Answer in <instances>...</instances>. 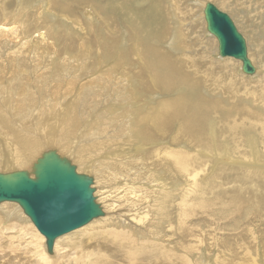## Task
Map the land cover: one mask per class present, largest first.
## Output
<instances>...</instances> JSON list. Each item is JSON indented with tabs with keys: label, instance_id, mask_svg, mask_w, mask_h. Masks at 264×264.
Listing matches in <instances>:
<instances>
[{
	"label": "bare ground",
	"instance_id": "obj_1",
	"mask_svg": "<svg viewBox=\"0 0 264 264\" xmlns=\"http://www.w3.org/2000/svg\"><path fill=\"white\" fill-rule=\"evenodd\" d=\"M219 1L223 7L229 4L227 0ZM84 4H93L98 7L94 0H52L48 5L49 12L54 10L58 17L67 16L73 19L75 25L80 26L81 22L73 14L72 6L78 7ZM31 5L33 2L28 5V9ZM102 10L104 13V9ZM93 13H91L92 17H99L101 23L105 26L109 25L110 19L107 20L96 12ZM22 19L25 21V17L16 15L12 23H0V120L9 133L5 141L0 139V171H3L4 169L1 168L9 164L15 168L26 164L25 166L29 167L25 168L31 169L35 162L33 159L41 155L43 147L44 151L55 149L61 155L64 150L66 155L72 158L76 149L70 144L75 145L77 140L78 146H82V142L91 144L97 142L101 146L104 140L100 139L103 135H100V138L97 135L102 128L99 129L96 125L105 127L103 120L106 118L102 119L103 116L100 113L108 111H113L112 117L119 120L121 126L118 129L123 133L127 130L131 133L141 131V135L145 133L148 140L153 137L168 138L171 128L178 124V131L171 138V146L189 142L194 149L196 148V152L161 146L147 149L137 144L139 147L135 149L133 146L127 150V147L125 151L122 149V151L119 150L120 152L116 151L113 156L106 154L103 161L101 160L103 157L95 158V163L91 160L80 159V164L76 165L75 158L72 159L79 173L83 168H93V172L95 168L104 169L105 165L109 164L106 159L119 163L120 167H126L129 178L125 176L127 181L123 188L129 199H125L124 205L103 204L99 194L103 196L104 192L99 189L104 188H100L105 184L103 176L104 179H108V174L106 178L105 173L102 177L97 173V177H94V181L97 180V183H94L97 192H95L97 194L95 197L97 201H100L98 203L104 212L107 206L115 214L106 216L107 211L104 218L97 221L98 224L94 227L90 223L82 229L59 238L55 243L54 257L47 256L43 244L44 237L41 234L42 238L39 237V233L38 236L36 235V231H33L30 225L20 224L19 221L29 219L24 213L22 214L20 206L9 202L1 204L0 225L5 217L11 221L7 227L0 230V264H194L191 255L203 246L210 253L216 252L214 264H250L252 259H258L261 251L264 259L263 229L261 232L256 230L251 216L244 219L245 212L242 210L244 206L250 205L249 213L256 210L264 212V189L259 186L264 179V171L260 173L259 170H254L252 163H249L255 159L252 152L256 153L258 146H261L260 151H264V108L261 111L257 102L258 99H264V66L257 83L239 80L240 84H233L230 73L221 75L213 73L215 69L225 70L233 64L231 61L220 63L213 62V59L208 64L206 61H198L199 63L195 66L193 60L184 61L182 58H175L167 51L145 43L146 34L136 33L137 39L143 42L141 41L139 45L136 41L129 53L126 55L123 53L122 56L126 59L125 62L131 66L133 64L136 74L129 76V80L124 82L118 74L114 73L113 69L95 70L96 66L91 67L92 63L87 65V60H90L91 56L85 52L82 53V58L71 57L72 52L68 53V50L66 56H56L55 42L52 45L48 35L44 33L42 36L34 37L26 36V32H22ZM49 22L45 24L46 29H44L47 34H50L53 29L48 27ZM89 29L92 30L91 27ZM73 31H68V35H71L70 46H75L82 35L78 28ZM164 36L165 33H162L160 38L163 39ZM23 38L26 40L24 43ZM86 41V46H90ZM10 46L13 47L11 53L6 49ZM58 47H56L57 50L60 49ZM78 51L75 52L78 53ZM6 53L9 55L3 58ZM26 53H33V55L28 59ZM79 61L83 64L76 65ZM5 63L9 64L11 71ZM190 67L192 71L195 70V74L198 69H204L207 78L199 79L194 74L195 78L190 76L188 74L192 72L189 71ZM256 69L257 75L261 70L257 67ZM203 85L219 88L220 91H229L228 93H231L230 103L216 99L206 100L202 96ZM114 86L119 88L115 90L112 88ZM32 87L35 91H32ZM179 88H183L182 92L186 94L152 102V99H156L154 92L172 95L178 92ZM245 89L254 91V97L244 99L245 95L241 92ZM217 91L218 89H215V92ZM70 95L73 100L68 104L66 97L69 98ZM143 96L150 97L149 101L147 99L145 101ZM102 101L111 102V104L99 108L100 103L96 102ZM19 113H25L27 118L22 119L18 116ZM89 114V118H86ZM80 121H84L86 126L92 128V135L86 134L87 129L84 125L82 131L77 132V138L71 139L69 135L75 134L72 128ZM104 127L101 131L106 134L109 127ZM209 131L212 134L211 140L207 137ZM54 133L66 134L67 141L65 140L64 149L59 148L63 146L61 142L64 139L62 140L61 137L52 139ZM111 133L110 130L108 137L114 135ZM115 137L113 136V139ZM221 142L230 150L223 153L224 159L218 158L219 162L215 164L208 177L207 171L214 161L207 159L203 152L208 154L212 147L217 148L218 145L220 147ZM45 143L48 144L44 145ZM140 148H142L141 151H139ZM200 149L201 154L198 156L197 152ZM36 153L37 156H35ZM218 153L215 149L214 155H208L215 157V155H220ZM137 154L147 157L146 161L153 163L155 171L138 172L137 167L144 165L145 158L137 156L134 159L132 156ZM237 156V160H241L239 163H235L232 159ZM260 159L257 156L256 162L259 163ZM14 171H19V169H12V171L8 169L5 172ZM138 178H144L147 181V184H144L145 187L141 183L139 186L138 183H134V180ZM175 178L178 182L173 183ZM254 191L259 196L257 202L253 196ZM256 217L258 216L254 215L253 219L256 220ZM40 240L43 245L36 248ZM258 244L261 245L258 246ZM209 254L206 255L209 256ZM201 255L205 256V254ZM197 264H202V262L198 261Z\"/></svg>",
	"mask_w": 264,
	"mask_h": 264
},
{
	"label": "rangeland",
	"instance_id": "obj_2",
	"mask_svg": "<svg viewBox=\"0 0 264 264\" xmlns=\"http://www.w3.org/2000/svg\"><path fill=\"white\" fill-rule=\"evenodd\" d=\"M51 1L52 0H32V1H29V0H0V23L10 24V23H12V19L14 18V16L21 15L22 17H25V21L22 19L23 20L22 32L23 33L26 32V36H34V37L42 36L44 33L46 35H48L49 40L52 42V45L55 42L54 43L55 44V52L54 53L56 54V56H60V57L66 56L68 53L72 52L70 55L71 57L73 56V57H77V58L78 57L82 58V55L85 52L91 56V59L87 60V65L92 63L91 67L96 66L95 70H99V69L112 70L113 69L114 73L118 74V76H120L121 80L124 82H127V80H129V76L136 74L135 73L136 70L133 67V64L131 66V64H128L127 62H125L126 59L124 57L122 58L123 53H124V55H126V53H129V51L134 46L136 41L140 45L142 40L137 39L136 33H138L140 35H143V33H144L147 35V36L145 35V39H144L145 43H150L152 46H155V47L159 48L160 50L167 51L171 55L175 56V58H178V59L182 58L184 61H187V60L192 61L193 60L195 66L199 62H205V61H206V64H208L211 61H213V59H214L213 62H220V63H224L225 61H228V60L231 61L233 64L231 63L232 65L225 68V70L215 69V72H213V73H215V74L217 73V75H221L223 73H230L231 77H232V83L233 84H240L239 80L245 81V82H247V80H249V82H247V83H251V81H253V83H257L259 81L258 78H259L260 74L263 73L262 70H263V66H264V53H263L264 52V0H257V2H255L256 0H232V1L227 0V2L229 1V4H227V7H223L219 0H211V1L210 0H124V1L123 0H100V1L94 0L97 3L98 7L94 6L93 4H84L85 6L79 5L78 7L72 6V10L74 12L73 14L75 16H77L79 18V21L81 22L80 26L75 25L73 19H69L67 16L58 17L57 15H55L57 13H55L54 10L53 11L51 10L49 12V5L48 4ZM31 2H33V5L30 6V9H28V5ZM207 3H212V4L216 5V7L218 9H220L224 13L228 14L232 18L234 23L236 24L238 30L241 31V34L246 39L248 51H249V56H250L252 63L255 64V66L261 70L254 77H249V76H247L241 72V65L242 64L240 61L235 60L233 58H221L218 56V49H217L218 48V42L213 36H211L207 32L206 23H205V19H204V15H203V10H204L205 5ZM113 4H115V5L113 6ZM158 4L160 5V7ZM255 4H258V5H255ZM101 6H102V8H100ZM111 6H112V8H111ZM256 7H258V8H256ZM160 8H162V9H160ZM102 9H104L105 14L103 13ZM190 9L192 11H190ZM109 10H111V11H109ZM169 10L171 13L169 12ZM40 12L42 14H39ZM93 12L94 13L96 12L98 15L106 18L107 20L110 19L111 21H109L110 22L109 25L105 26L103 23H101V20L99 19V17H95V16L92 17L91 13H93ZM100 13H102V14H100ZM163 13H164V15H163ZM178 13H180L179 16H178ZM238 13H240V15ZM132 15H133V17H132ZM240 17H242V20H240ZM259 18L262 20H260ZM254 20H255V22H254ZM48 21H50L48 27L51 29L53 28L52 31L50 32V34H47L44 30V29H46L45 24ZM154 22H155V24H154ZM149 25H151L152 27ZM198 25H199V27H198ZM113 26H114V29H113ZM240 26H242V27H240ZM243 26L244 27L246 26L247 28L246 27L244 28ZM86 27H87V30H86ZM90 27L92 28V30L89 29ZM75 28H78L81 31L80 33L82 35H80L81 40L79 39V41L77 42V44H75V46L71 45V46H74V48H71V46H70L71 42L69 43V38H71V35H68V31H73V29H75ZM111 29H112V31H111ZM155 29L158 33L155 31ZM176 29H178V30L176 31ZM107 31H108V33H107ZM73 32L76 33L75 31H73ZM129 32H131V33H129ZM182 32H184V33L182 34ZM162 33H165V36L163 39L160 38V35ZM156 34H158V35H156ZM200 34H202V35H200ZM6 35L8 36L10 34H6ZM85 35H86V37H85ZM172 35H173V37H172ZM183 36H185V37H183ZM187 38H188V40H187ZM133 39H134V41H133ZM22 41L24 43L26 41L25 38H23ZM85 41L87 42V45L89 43L90 46H86ZM111 42H113V43H111ZM177 42H179L181 44H179ZM47 43L50 45V43L48 41H47ZM176 45L177 46L179 45V46L176 47ZM199 45H200V47H199ZM204 45L206 47H204ZM56 47H58L60 49L57 50ZM11 48H13V47L12 46L7 47L6 48L7 52L11 53V51H13ZM186 48L188 51L186 50ZM195 48H196V50H195ZM38 49H40V48H38ZM74 49H75V51L79 50L78 53L75 52ZM67 50H68V53H67ZM202 52L204 53L205 56L203 55ZM33 53H26V55H28V59L31 58ZM8 55H9V53H6L5 55H3V58H6ZM196 56H197V58H196ZM189 57H190V59H189ZM191 57H193V58H191ZM119 58H120V61H119ZM82 64L83 63L81 61L76 62V65H82ZM6 65H7L8 70L11 71L9 64H6ZM234 69L236 70V72ZM190 70L192 71V67H190L189 71ZM194 72H195V70H193L192 72H189L188 74L194 78H195V76L199 79L203 78V77L207 78V75H206L207 73L202 68L198 69V72L196 71L197 72L196 74ZM78 74H80V73H78ZM78 74H76V75H78ZM75 78L79 79V77H75ZM204 87H205V89H204ZM112 88L117 90L119 87L114 86ZM182 89L183 88L177 89L178 92H175L172 95H164V94L159 93V92H154V94H155L154 97L156 99H152V102H157L161 99H171V98L177 97L178 95H185L186 92H182ZM215 89H218V91L215 92ZM212 90H214V91L212 92ZM32 91H35L34 87H32ZM228 92L229 91H226V90L220 91L219 88L209 87V85H203L202 86V96L205 97V99L208 101L216 99L219 101H223L225 103H230L231 93H228ZM226 93H228V94H226ZM241 93H243L245 95V96H243L244 99H249V97H254L253 96L254 91H246V89H245ZM148 96H143L142 98L145 99V101H146V99H147V101H149L150 97H148ZM72 100H73V98L71 95L69 96V98L66 97V101L68 102V104H70V102ZM257 102L259 103V108L262 111L264 108V99H261V100L258 99ZM96 103L97 104L100 103V105H98L99 108H103V107L109 106V104H111V102H105V101L96 102ZM107 113H109L110 116ZM112 113H113V111L100 113L103 116L102 119H104V117L106 118L103 120V122L105 121V127H104V125L102 127H99L96 125V127L99 129L100 128L103 129V127L104 128L109 127L108 132L106 134L102 133L103 131H101L102 130L101 129L99 132L100 134L98 133V135H97L98 138L101 137L100 135H103V137H101L100 140H102V141L104 140L105 142L103 141L102 142L103 144L101 146H99V144L97 142H95L93 144H91L90 142L89 143L82 142L81 143L82 146H78V140H77L76 141L77 144L76 143H75V145L70 144L73 148L76 149L75 150L76 152L73 155V157L71 158L68 155H66L67 153L64 150L62 151V155L69 158L72 162H74L73 160L75 158L74 163L76 165H79L80 159L91 160V161H94L93 163H95V158L103 157V158H101V160L103 161L105 158L104 156L106 154L113 156V154H115L116 151L117 152H120L122 150L125 151L127 149V147H128L127 150H129V149L133 148V146H134L133 149H135V148H138L140 146V144H141V147H145L147 149H149V147L157 148V147L161 146V147H171L175 150L176 149H182V150L186 149L187 151L192 150L191 151L192 153L196 152V148L194 149V147L191 144H189V142H181V143L175 144L174 146H171V144H170L171 138H172V136H174L177 133L178 124L174 125L173 128H171L170 133L168 135V138L162 139V138H154L153 137V139L148 140V139H146V138H148V136H146L145 133L144 134L142 133V135H143L142 136L141 131L140 132L135 131V132L131 133L127 129H125L127 131L123 133V131L119 130L118 128L121 126V124L119 123V120L117 118L112 117ZM90 114H91V112H90ZM90 114L86 118H89ZM18 116H21L22 119H24L25 117L27 118L25 113H19ZM80 122L77 123L76 125L74 124V126L72 128L74 131H72V132H75V134L69 135L71 139L77 138V132L82 131L84 125L87 129L86 134L88 136L92 135V128L89 127L88 125L86 126L84 121H80ZM2 123H3L2 120H0V139L2 141H5L6 138L9 136V133L7 132L5 127L2 126ZM110 130L112 133H114L113 136L114 137L116 136L114 139H113V136L108 137V135H109L108 133ZM114 130L116 132H118L119 135H117L118 133L116 134V132ZM134 133H135V135H133ZM64 135H61L60 133L59 134H56V133L52 134V136H53L52 139L53 138H60V137L62 140L64 139L61 142V145H63V146L59 147V148L62 147L61 149H64L66 147L64 144L66 143L67 138H65L66 134H64ZM211 135H212L211 131H209L207 134V137H208V139L210 137V140H211ZM128 136H130V137H128ZM131 136H133L134 138L133 137L131 138ZM107 139H108V141H106ZM112 141H114V143ZM134 143H135V145H134ZM46 144H48V143H45L44 145H46ZM124 145H126V146L124 147ZM40 147H42V146H40ZM260 147L261 146H258L257 151H256V147H255L256 153L252 152V156H255L254 157L255 159H253V161L251 160L249 163H252L254 170H259L260 173H262V171H264V151H260L259 150ZM116 148L118 150H116ZM44 149L45 148L43 147L41 149V152H43ZM215 149H217V151L219 152L218 154H220V155H218V156L215 155V157L209 156L208 154H213V155L215 154ZM112 150H113V152H112ZM141 150H142V148L139 149V151H141ZM229 150H230L229 147L223 145V143L221 142L220 147H219V145L217 146V148L212 147L209 150L208 154L206 152H203L205 154V156L207 157V159L210 158L211 162L214 161V163H212L211 165L209 164L210 168L207 171L208 177L211 175V171L215 167V164H217V162H219L218 158L224 159L223 153H225ZM200 151H201V149L199 150V152H197L198 156L201 154ZM99 154H101V155H99ZM235 155H238V154H235ZM35 156H37V153ZM137 156H142L143 158H145L144 165H141V167H137L138 172L141 173V171H142V173L143 172L147 173L150 170L155 171V166L153 165V163L146 161L147 157H145L143 154H137V155H134L132 157H134V159H135V158H137ZM257 156L261 158L259 163L256 162ZM35 159H37V157L34 158L33 161H35ZM232 159L235 160V163L241 162V160H237L238 156L236 158H232ZM107 160H108L109 164L105 165V167L103 166L104 169L100 168L98 170L97 168H95V172H93L92 171L93 168H83L81 173L90 175L92 177H95V176L97 177V173L100 174L102 177L105 173L106 178H107V174H108V179H104V176H103V181H104L103 183H105V184L102 183L103 185L100 188H102V187H104V188L99 189V191L103 190L102 192H104L103 196L101 194H99L100 195V197H99L100 201H102V203L105 205H112V204L113 205H115V204L116 205H119V204L124 205L125 199H129V196H126V193L124 192L125 188H123V185L126 183L125 181H127V178H129L127 168L123 167V166L120 167L119 163L110 162V159H106V161ZM33 161L30 163V165L33 163ZM76 161H77V163H76ZM145 163H146V165H145ZM116 164H117V166H116ZM25 165L23 167L16 166V168H15L12 164H9L6 167L1 168L2 170L3 169L4 170L0 171V173H4L8 169H9V171L10 170L12 171V169L16 170L17 168L19 170H28L26 168H28L29 166L26 167ZM136 166H138V163H136ZM5 168H6V170H5ZM214 170L216 171V169H214ZM110 172L112 173L111 174L112 178H111ZM113 174H114V176H113ZM124 178H126V179H124ZM229 178L231 179L232 176H230ZM176 179L177 178H175L173 183H176V181L178 182V180H176ZM95 182L97 183V180ZM134 183L135 184L138 183L137 184L138 186H139V183H141L145 187L144 184H147V181H145L144 178H138V179L134 180ZM95 186H96V184H95ZM259 186L262 189H264V179L261 181ZM246 195H248V194H246ZM95 196H97V194H95ZM253 196H254L255 201L257 202L259 196L255 193V191H254ZM100 201H99V203H100ZM107 202H108V204H107ZM250 208H251L250 205H246L243 207L242 210L245 212V215H244L245 218L244 219H247V217L250 215L251 219H252L251 221H252V223H254L253 226L256 228V230H258L260 232H261V229H263V231H262V234H263L264 233V224L262 225V221L264 222V212L262 210H256L254 212L249 213ZM105 210H106L105 212L108 211L106 213V216H108V215L113 216L115 214L114 212L112 213L107 208V206H106ZM21 212H22V210H21ZM258 213H260V214H258ZM22 214H23V212H22ZM256 214H258V215H256ZM254 215L258 216V217H256L257 218L256 220L253 219ZM101 219L102 218L96 220V222L91 223V225L94 227L95 225L98 224L97 221H99ZM19 220H21V219H19ZM10 221H11V219H9L8 217H5V219L1 222L0 230L3 227L4 228L7 227L8 223ZM19 222H21L20 224L22 226H24V224H25V226L30 225L31 228L33 229V231H36V233H37L36 235L38 236L39 232L34 227L32 222H30V219H28V220L24 219V220H21ZM165 234H166V232H165ZM39 235H40V233H39ZM39 237L42 238L41 235ZM160 238H161V236H160ZM43 244L45 245V238H44ZM43 244L41 243V240H40L37 243L36 248L42 246ZM259 245H261V244H258V246ZM44 247H45L44 249L46 251V246H44ZM261 250L262 249L260 248V251ZM209 253L210 252H208V250H206V248L203 246L199 250L195 251L193 255H191L192 261L194 262V264H197L198 261L202 262V264H204V263L214 264V260L216 258V252H213L210 254ZM46 254L49 257H54L55 251H54L53 255H49L48 253H46ZM201 254H203V255L205 254V256L202 257ZM206 254H209V256ZM250 264H264L262 251H261V254L259 255L258 259L257 258L252 259Z\"/></svg>",
	"mask_w": 264,
	"mask_h": 264
},
{
	"label": "water",
	"instance_id": "obj_3",
	"mask_svg": "<svg viewBox=\"0 0 264 264\" xmlns=\"http://www.w3.org/2000/svg\"><path fill=\"white\" fill-rule=\"evenodd\" d=\"M207 32L218 42V56L241 62V72L249 77L257 69L249 58L246 39L232 18L207 3L204 8ZM94 177L78 172L73 162L49 149L30 170L0 173V205L20 206L45 238L46 251L54 254L56 241L105 216L95 197Z\"/></svg>",
	"mask_w": 264,
	"mask_h": 264
}]
</instances>
